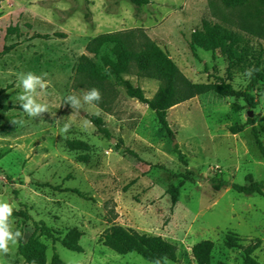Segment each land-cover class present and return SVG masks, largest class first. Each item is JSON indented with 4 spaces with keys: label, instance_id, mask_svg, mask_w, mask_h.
I'll list each match as a JSON object with an SVG mask.
<instances>
[{
    "label": "rangeland",
    "instance_id": "1",
    "mask_svg": "<svg viewBox=\"0 0 264 264\" xmlns=\"http://www.w3.org/2000/svg\"><path fill=\"white\" fill-rule=\"evenodd\" d=\"M148 2L140 8L129 0H3L0 5V198L13 203V229L22 233L7 254L0 253V264H25L18 246L30 239L36 224L82 250L69 252L37 234L46 247L45 264H52L55 253L62 264H149L99 243L114 226L175 246V264H196L191 249L205 241L214 244L211 264H243L248 247H255L253 258L264 264V196L230 189L251 182L264 186V159L248 126L251 121L264 147V6L260 0L231 9L222 0ZM207 29L229 35L246 51L247 63L229 69L219 51L196 46L192 52V36ZM115 34L127 37L134 51L156 44L192 85L220 79L238 93L249 91V101L212 92L197 96L168 111L169 136L124 87L128 83L151 100L161 82L141 76L135 66L127 74H109L112 45L97 56L87 52L94 39ZM80 65L93 73L79 77L73 91ZM248 68L258 71L257 83L244 75ZM30 71L47 73L49 86L38 99L49 104V112L42 117H29L20 107L18 77ZM92 87L99 88L101 101L73 113L66 97ZM70 115L72 127L61 133ZM92 116L103 121L108 137L89 122ZM233 130L241 132L233 135ZM188 174L193 182L182 185L173 206L168 192ZM219 183L228 189L216 191ZM229 240L243 249L227 248Z\"/></svg>",
    "mask_w": 264,
    "mask_h": 264
},
{
    "label": "trees",
    "instance_id": "2",
    "mask_svg": "<svg viewBox=\"0 0 264 264\" xmlns=\"http://www.w3.org/2000/svg\"><path fill=\"white\" fill-rule=\"evenodd\" d=\"M132 5L140 8L149 4L148 0H129ZM227 9L234 7H243L247 5L249 0H222ZM264 6V0H260ZM3 0H0V5ZM112 45L111 55L114 58L107 59L108 73L114 76L127 74L132 66H135L141 76L148 79L158 80L161 82V87L157 91L153 99L148 100L143 92L139 89L133 88L130 84L125 83L124 87L126 94L130 99L136 100L140 104L148 107V109L155 114L159 126L172 136V132L167 124L166 116L169 110L176 106L184 104L197 96L212 92L224 99L245 98L249 101V91L244 94L234 91L229 85L222 80L216 79L215 83L208 86H194L186 80L173 62L168 58L156 44L147 42L140 51H134L128 45V39L122 35H102L92 42H90L87 52L93 56H97L100 50L106 46ZM201 47L207 52L219 51L225 58L229 69L242 67L247 63L248 55L244 50H238L231 37L227 34H219L217 31L207 29L203 32L195 33L192 36L190 50L195 51V47ZM10 49L6 50L7 54ZM259 62L255 63L258 70ZM253 74L254 83L258 82V71ZM92 69L88 66H78L75 69V76L73 79L72 90L77 89L79 77H89L92 75ZM102 83V81H101ZM99 83V84H101ZM89 88V87H88ZM6 109V108H3ZM89 122L99 131L104 137H108V131L104 127L103 121L99 117H89ZM248 126L252 127V133L258 151L264 159V147L260 140L258 130L253 126L252 122H248ZM241 131L233 130V135L239 134ZM178 160L181 164L186 166L183 156L178 152ZM182 183L178 188L171 189L168 194L171 197L172 205L176 206L179 202V193L182 185L185 183H192L193 178L191 174L180 176ZM228 189L224 183H219L215 187L216 191ZM234 192L252 196H264V186L262 183L251 182L249 186L233 185L230 187ZM80 199L87 201V198L79 192H74ZM44 237L52 244H60L69 252L81 254L82 250L71 246L64 240H61L56 234L44 224H36L34 234L30 239L23 244L19 243L18 256L21 257L25 264H45L46 247L38 241L36 235ZM103 247L112 251L119 256L136 255L145 262H151L157 258H167L166 261L162 259V264H175L177 262V249L175 246L169 244L159 237H150L141 235L135 231L123 229L117 226L111 227L107 230L99 240ZM227 248L229 249H243L236 244L227 241ZM214 244L209 241L201 242L191 249L192 257L196 264H211L212 252ZM255 247H248L244 249L243 264H259L253 253ZM52 264H62L58 254H54Z\"/></svg>",
    "mask_w": 264,
    "mask_h": 264
},
{
    "label": "clouds",
    "instance_id": "3",
    "mask_svg": "<svg viewBox=\"0 0 264 264\" xmlns=\"http://www.w3.org/2000/svg\"><path fill=\"white\" fill-rule=\"evenodd\" d=\"M255 68L245 69L244 75L251 78ZM47 73L37 75L34 72L21 73L18 77L22 92L18 99L20 107L29 117H42L43 114L49 112V104L41 102L38 98L47 90L49 84L45 79ZM102 99V94L97 87H92L83 91L82 95L75 93L70 94L65 99V104L71 106L73 113L81 110L87 106H95ZM68 120L63 124L60 131L61 133H68L72 127L71 115ZM59 122V121H58ZM16 123V122H13ZM84 121V126L87 125ZM14 211L13 203L7 199L0 198V253L7 254L10 250V245L17 243L18 238L22 236L21 231L14 230L11 217ZM164 261L167 258H162ZM162 259L157 258L151 264H162Z\"/></svg>",
    "mask_w": 264,
    "mask_h": 264
},
{
    "label": "water",
    "instance_id": "4",
    "mask_svg": "<svg viewBox=\"0 0 264 264\" xmlns=\"http://www.w3.org/2000/svg\"><path fill=\"white\" fill-rule=\"evenodd\" d=\"M248 116H249V118H252V114H251V113H249V115H248ZM174 144H176V142H175Z\"/></svg>",
    "mask_w": 264,
    "mask_h": 264
}]
</instances>
